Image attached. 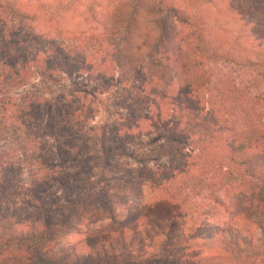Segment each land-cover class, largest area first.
<instances>
[{"label": "trees", "instance_id": "obj_1", "mask_svg": "<svg viewBox=\"0 0 264 264\" xmlns=\"http://www.w3.org/2000/svg\"><path fill=\"white\" fill-rule=\"evenodd\" d=\"M52 1L0 0V182L7 173L28 174L20 186L24 207L13 202L0 211L5 222L10 210L26 221L24 232H13V246H5L11 250H0L1 264L100 259V251L53 248L83 235L82 219L71 213L55 221L49 213L78 203L89 210L91 194L109 229L87 242L120 243L131 254L112 264H264V31L245 43L233 40L236 53L222 48L196 14H184L192 1L215 0H118V8L106 0L109 11L89 7L92 17L80 16V28L71 8L60 13L62 4ZM141 5L150 31L138 21ZM221 63L256 77L242 83L210 68ZM84 77L90 89L80 84ZM70 86L71 95L56 94ZM114 102L117 119L109 127L117 139L109 146L94 135V121ZM143 138L165 142L163 162L133 166L120 157ZM94 149L106 150L103 158ZM103 167L110 175L100 184ZM123 187L154 194L128 209L118 193ZM221 215L235 224L217 225Z\"/></svg>", "mask_w": 264, "mask_h": 264}, {"label": "rangeland", "instance_id": "obj_2", "mask_svg": "<svg viewBox=\"0 0 264 264\" xmlns=\"http://www.w3.org/2000/svg\"><path fill=\"white\" fill-rule=\"evenodd\" d=\"M116 1L113 0V5L110 7H121ZM187 1V0H186ZM54 4L61 3L62 6L60 7V13H65L66 11H63L66 8H71L74 12L73 15L76 16V19L73 21L75 24V28L82 27L83 23L80 20V16H84L89 18L92 17V13L90 10L95 12H108L109 11V3L106 0H53ZM59 5V4H58ZM94 5V6H93ZM191 8H189L187 4V8L184 12L187 15L190 14H196V19L199 22V24H202L204 29L213 32L218 36L216 38L217 43H222V48H225V46H231L232 52H238L235 45H233V40L242 41L245 43L246 40H255L258 38V34L263 33L264 31V15L262 14L263 6L257 4V2L252 0H215L212 1V3H194L191 2ZM57 6V5H56ZM55 6V7H56ZM60 6V5H59ZM58 7V6H57ZM90 7V10H89ZM142 5L139 7V12L137 15L138 21L140 24H142L146 29V31L152 30L153 23L150 21V15L145 12ZM57 9V8H55ZM129 7L125 6L124 13L128 12ZM141 10V11H140ZM90 11V12H89ZM105 14V13H104ZM126 15V14H125ZM104 18V17H103ZM104 21L107 22V18H104ZM100 23H103V20ZM178 25V24H177ZM149 27V29H148ZM93 29H100L102 28V25L100 24H93V27H90ZM184 30L182 33L185 35L189 30L186 27L181 28ZM258 33V34H257ZM257 34V35H256ZM141 43V39H139V44ZM232 44V45H231ZM225 45V46H224ZM233 55L235 53H232ZM140 57H145L147 55L146 51H142L141 53H138ZM210 68L214 70L215 73H229L235 80L241 81L242 83L248 82L250 79H253L256 77V74L252 71L247 72L245 70H241L238 68H233L231 66H228L227 64H217V65H210ZM92 81H90L89 78L84 77L82 80H80V84L83 85L85 88H89ZM73 89V86L68 87L65 91H61L60 89H56V94L65 93L67 95H71V91ZM34 91H41V87L37 86ZM22 93V92H20ZM19 93V94H20ZM103 98V97H102ZM114 106L106 107V105L101 106L99 110V114L97 115L94 126H97L98 129L94 133L99 136V139L101 142L104 143V145H109L108 142H113L117 139L116 135L114 133L110 132L112 129L109 127V125L117 119L116 115H114L116 112H118V106H115V102L113 103ZM120 110V108H119ZM124 113V112H123ZM105 128V129H104ZM109 128V129H108ZM104 129V130H103ZM165 143V142H164ZM163 141H159L158 139L153 140V138H143L141 141L137 140L135 142V145H129L127 146V150L122 151V154L120 157H124L125 160H128L129 164H133V166L139 165V162L147 163V164H158L157 162H163L161 161L159 154L162 155V149L161 146L164 144ZM73 145V139L69 140V143L65 146L67 149L68 147H71ZM113 145V144H112ZM111 146V145H109ZM95 154H99L100 157L103 158V153H105L106 150L100 153L97 152L96 149H94ZM126 154H129V156H126ZM98 163V161L94 160V164ZM126 167L127 166H121ZM68 169V167H65ZM118 169V168H117ZM108 168L103 167V169H98V181L104 180L100 184H104L105 179L108 180L109 173ZM119 170V169H118ZM119 174V173H117ZM100 175L103 177H100ZM5 179H1L0 184V211L3 212V208L7 207L8 204H10V208H12L13 202H20V206L16 205V210L19 208H23V193L20 192V186H23L26 184V180L28 177V174L24 171H21L19 173H7ZM124 186V185H123ZM145 189V190H144ZM143 190H132V187H123L121 188L119 195L121 196L120 200H123L126 202V204L129 206L128 209H131L133 206L134 208L137 207L141 202L147 201L152 198L153 194L151 191L144 188ZM91 192L92 191H88ZM93 194H91V197L89 196L84 203H88L89 210L85 207H82V203H78L76 205H67V210L64 208L61 212H58L56 210H53L49 214H51L52 219L55 221H59L62 216L61 214H64L66 216L71 215L72 213V219L78 216H80L79 219H82L80 223H78V228L81 229V232H83V235L77 234V235H71L70 237H65L62 241H60L54 248V252H60V248H69L72 249V247H77V253L78 254H88V252H92V254L95 256L98 251H100L101 254H104L106 258H104V255L97 259L96 257L91 260V264H110L114 260H126L130 259L131 254L128 250L122 249L119 247L121 245L120 243H115L114 245H108L106 246L105 243H99L97 242L99 239L95 240V238L92 240L93 244L92 246L89 244H92L90 242L89 238L92 236L95 237V235H99L102 230L109 229V226H104L108 222L107 218L105 217V214L98 208V206L95 203H92ZM89 200V201H88ZM15 206V205H14ZM250 211V210H249ZM251 213V212H250ZM4 214H10L12 219L11 221L5 222L4 219L0 218V250H11L9 247L6 248L5 246H13V243L10 242L11 237L13 236V232L15 231H21L24 227L22 226L23 223L26 221H21L23 218L21 215L23 213L18 212V215L13 214V212L10 210L9 212H5ZM78 215V216H77ZM226 216V215H225ZM225 216H220V220L216 219L215 223L219 226L221 225H228L229 222H231L233 225L235 224V220L230 218V220L225 221ZM31 223V221H28ZM22 223V224H21ZM214 222L209 221L208 226L209 229L214 230L215 232L217 226ZM221 224V225H220ZM18 231V232H19ZM103 234V233H101ZM216 236V234H215ZM97 237V236H96ZM210 247V245H209ZM148 247V250L150 252ZM220 255L224 257V261H230V257L226 255L223 251H218ZM136 254V252H135ZM149 253L148 255H150ZM253 249H248L247 256H252ZM20 255V254H19ZM21 256V255H20ZM136 258V256H135ZM241 258V257H240ZM35 257H31L28 259V263L30 264L33 260H35ZM107 260V262H106ZM3 261L0 262V264ZM12 264H25V262L20 258H13L11 261ZM27 263V264H28ZM229 263V262H228ZM32 264V263H31ZM112 264V263H111Z\"/></svg>", "mask_w": 264, "mask_h": 264}]
</instances>
